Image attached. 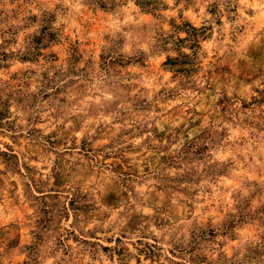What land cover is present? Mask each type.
Wrapping results in <instances>:
<instances>
[{
  "label": "rangeland",
  "instance_id": "374dc122",
  "mask_svg": "<svg viewBox=\"0 0 264 264\" xmlns=\"http://www.w3.org/2000/svg\"><path fill=\"white\" fill-rule=\"evenodd\" d=\"M106 1L0 0V264H264V10Z\"/></svg>",
  "mask_w": 264,
  "mask_h": 264
},
{
  "label": "clouds",
  "instance_id": "9594fccd",
  "mask_svg": "<svg viewBox=\"0 0 264 264\" xmlns=\"http://www.w3.org/2000/svg\"><path fill=\"white\" fill-rule=\"evenodd\" d=\"M96 0H53L54 4H63L72 9L69 13L70 17L75 19L76 17H84L85 13L88 11V7L93 5ZM111 4L113 0H108ZM121 0H115V3L120 4ZM166 3L172 5L174 0H165ZM241 5L246 7H255L259 10H264V0H238ZM128 5L127 8L123 9V12L127 13V18L124 23L127 24L129 22L139 23L138 20H135L132 17V10L135 9V0H126ZM70 223V222H69ZM134 264V262H133Z\"/></svg>",
  "mask_w": 264,
  "mask_h": 264
},
{
  "label": "trees",
  "instance_id": "16d2710c",
  "mask_svg": "<svg viewBox=\"0 0 264 264\" xmlns=\"http://www.w3.org/2000/svg\"><path fill=\"white\" fill-rule=\"evenodd\" d=\"M96 2L100 4V7H101V8H106V5L108 4L106 0H96ZM191 28H192V30L196 31V29H194L193 27H191ZM195 43H197L196 40L194 41V44H195ZM194 44H193V45H194ZM193 45H192V46H193Z\"/></svg>",
  "mask_w": 264,
  "mask_h": 264
}]
</instances>
